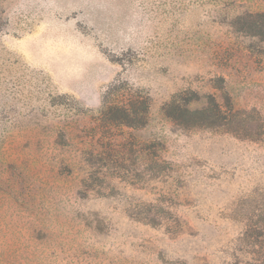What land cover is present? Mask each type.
<instances>
[{"label": "rangeland", "instance_id": "rangeland-1", "mask_svg": "<svg viewBox=\"0 0 264 264\" xmlns=\"http://www.w3.org/2000/svg\"><path fill=\"white\" fill-rule=\"evenodd\" d=\"M256 12L0 0V264H264V34L239 19ZM113 85L147 98L143 126L99 125ZM181 92L227 95L246 130L180 128L162 106Z\"/></svg>", "mask_w": 264, "mask_h": 264}, {"label": "trees", "instance_id": "trees-1", "mask_svg": "<svg viewBox=\"0 0 264 264\" xmlns=\"http://www.w3.org/2000/svg\"><path fill=\"white\" fill-rule=\"evenodd\" d=\"M240 18L245 20L242 24L247 25L242 27V31L250 34H264V12L243 15ZM122 90L121 87L113 85L103 94L101 108L96 118L101 127L135 128L146 123L149 108L147 98L136 91L130 93L131 89H128V93ZM193 95L197 96L195 93H192ZM187 100L189 99H186L184 92L176 94L162 106L163 115L182 129L198 127L223 129L235 135L246 130L244 117H242L244 112L235 110L227 95L223 96V103H220L212 94H208L204 105L197 108H190ZM106 140L107 144L111 143V138ZM100 147L101 149L104 147L103 141L98 144L99 149ZM99 149L94 161L96 164L105 159L102 157L104 152ZM93 174L95 172L90 171L87 178L90 176L92 178Z\"/></svg>", "mask_w": 264, "mask_h": 264}]
</instances>
